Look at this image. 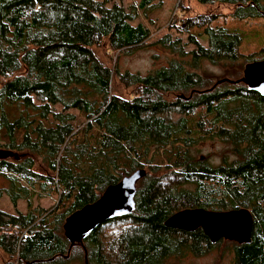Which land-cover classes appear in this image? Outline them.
<instances>
[{
    "label": "trees",
    "instance_id": "1",
    "mask_svg": "<svg viewBox=\"0 0 264 264\" xmlns=\"http://www.w3.org/2000/svg\"><path fill=\"white\" fill-rule=\"evenodd\" d=\"M153 1L127 11L112 0H0V132L7 138L0 149L19 155L0 158V172L10 174V187L0 193L6 190L14 205L21 197L30 201L21 177L58 195L52 210L37 214L29 202L26 213L0 209V264L66 263V219L140 168L146 173L133 211L83 238L88 264H173L221 243L232 250L230 264H264V95L242 77L234 86L204 88L197 72L204 60L236 63L240 34L212 25L215 14L187 17L176 26L186 41L166 33L153 42L155 57L165 50L173 55L145 75L121 73L96 53L104 42L111 51L145 43L148 27L132 22ZM197 1L232 4L237 19L264 18V0ZM114 77L134 94H115ZM74 112L85 117L82 123ZM206 137L222 141L231 156L217 165L193 156L191 147ZM189 207L248 208L251 241L213 243L201 229L164 225Z\"/></svg>",
    "mask_w": 264,
    "mask_h": 264
},
{
    "label": "rangeland",
    "instance_id": "2",
    "mask_svg": "<svg viewBox=\"0 0 264 264\" xmlns=\"http://www.w3.org/2000/svg\"><path fill=\"white\" fill-rule=\"evenodd\" d=\"M112 1L120 3L127 11H129L131 6H138L140 0ZM111 3L112 2H110V4ZM234 7L235 6L232 4L220 2L200 4L197 0H162L161 2L154 0L148 8L144 10L139 9L137 17L132 22L133 24L143 23L148 27L150 37L145 43L129 49L111 51L107 49V45L104 42L103 45L96 48V53L101 60L109 64L111 67H118V70L121 73L128 71L132 74L137 73L139 75H145L158 68L160 65L167 64L168 60L173 55L171 54V51L165 50L161 55L155 57L156 48L153 46V42L163 37L166 33H169L172 38L179 36L186 41V34H178L176 26L181 24L187 17L200 14H215L218 18L212 23V25L223 26L230 31L240 34V58L236 63L226 62L224 64H213L204 60L201 63L200 68L197 69V72L202 78L203 87L217 86V84L234 86L235 84H232V80H238L243 76V69L246 63L264 58V51H262L264 49V18L255 17L237 19L232 16ZM192 31L193 33H196L199 29H193ZM198 40L205 46L208 44L204 35L199 36ZM192 47L193 45H188L187 49H191ZM111 83L113 86L112 91L122 98H129L134 94L132 86H127L123 82L120 83L119 78L114 77ZM201 90L202 88L198 89V91ZM175 93H167L163 97L169 101H173L175 100ZM185 94L188 95L189 92ZM191 94L192 93H190V95ZM54 110L59 111L60 106H55ZM74 113L76 114L77 121L82 123L85 117L78 112ZM172 116L173 119H177L178 117L174 114H172ZM6 142L7 138H5L2 135V132H0V148H7L5 147L7 146ZM228 150L227 146L216 137L200 138L190 149L193 156L198 158L199 156L204 155L208 162L213 165L219 164L222 156L230 157L231 154ZM34 170H36L39 175L44 174L42 169L34 168ZM146 170L148 171V169ZM7 175L10 174H2V172H0L1 188L8 189L10 187ZM140 179L136 183V190L143 183L144 178L142 180ZM19 185L22 187H28L27 193L31 202L28 201L27 198L24 199V197H21L17 200L16 205H14L11 202L9 195L6 193V190H2L0 193L1 210L11 214L26 213L28 211V202L30 203L31 210L35 211L36 214L43 210H52V208L55 207L58 200V195L56 193L45 192L37 182L34 186H31L21 177H19ZM225 244L226 243H221L217 248L207 251L202 255L189 253L184 258L172 259L173 264H230L233 256L232 250L228 249L229 247H225ZM78 245L79 246H77L78 248L76 250H71L72 246H69L68 252L65 255L67 262L64 264H85L86 249L83 247V244ZM13 259L15 260L16 257Z\"/></svg>",
    "mask_w": 264,
    "mask_h": 264
},
{
    "label": "water",
    "instance_id": "3",
    "mask_svg": "<svg viewBox=\"0 0 264 264\" xmlns=\"http://www.w3.org/2000/svg\"><path fill=\"white\" fill-rule=\"evenodd\" d=\"M250 90L264 95V58L245 66L240 79ZM19 155L8 149H0V158ZM144 169H137L116 184L105 188L93 203L74 212L64 225L65 235L73 244H81L83 238L102 222L131 213L135 207L136 183L144 176ZM254 218L245 207L228 210H210L201 207L184 208L170 215L164 225L169 228L192 232L201 229L215 243L220 239L248 243L251 241ZM85 264H88L85 253Z\"/></svg>",
    "mask_w": 264,
    "mask_h": 264
}]
</instances>
